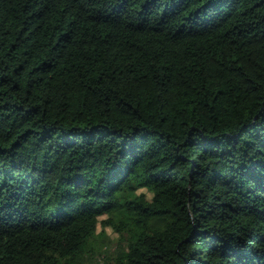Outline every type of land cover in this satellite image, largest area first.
I'll use <instances>...</instances> for the list:
<instances>
[{"label": "trees", "instance_id": "1", "mask_svg": "<svg viewBox=\"0 0 264 264\" xmlns=\"http://www.w3.org/2000/svg\"><path fill=\"white\" fill-rule=\"evenodd\" d=\"M99 216L103 264H264V0H0V264Z\"/></svg>", "mask_w": 264, "mask_h": 264}, {"label": "rangeland", "instance_id": "2", "mask_svg": "<svg viewBox=\"0 0 264 264\" xmlns=\"http://www.w3.org/2000/svg\"><path fill=\"white\" fill-rule=\"evenodd\" d=\"M139 192L144 193L147 198H151L152 196L151 192L147 191L144 188L139 189ZM105 217L106 216H99L95 234L98 235L99 241L107 242V255L104 257L103 255H97L98 253H95L94 256L90 257L89 261H87L86 264H103V258H106L109 254H112L113 250L116 249L118 245V233H116L111 226H107L103 222L101 223V220H103ZM96 241L99 242L97 238Z\"/></svg>", "mask_w": 264, "mask_h": 264}]
</instances>
